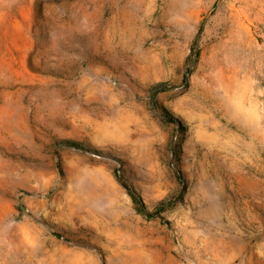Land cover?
Instances as JSON below:
<instances>
[{"label":"rangeland","instance_id":"374dc122","mask_svg":"<svg viewBox=\"0 0 264 264\" xmlns=\"http://www.w3.org/2000/svg\"><path fill=\"white\" fill-rule=\"evenodd\" d=\"M103 263L264 264V0H0V264Z\"/></svg>","mask_w":264,"mask_h":264},{"label":"trees","instance_id":"16d2710c","mask_svg":"<svg viewBox=\"0 0 264 264\" xmlns=\"http://www.w3.org/2000/svg\"><path fill=\"white\" fill-rule=\"evenodd\" d=\"M160 108L163 109V107L160 106ZM165 110V109H164ZM176 122H178L179 124H181V121L174 119ZM183 140L179 139L177 137L175 138H171L169 141V145L171 146V154L176 157L177 159L179 158V153L181 151V144H182ZM133 204L135 206V209L137 210V212L139 213H145L146 209L142 203L141 198L139 197V195H137L133 190L129 191ZM104 264V263H103Z\"/></svg>","mask_w":264,"mask_h":264}]
</instances>
